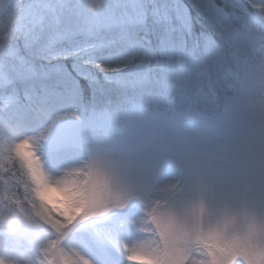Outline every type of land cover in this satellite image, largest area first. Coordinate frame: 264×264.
Instances as JSON below:
<instances>
[{"label":"snow or ice","instance_id":"6c2138e0","mask_svg":"<svg viewBox=\"0 0 264 264\" xmlns=\"http://www.w3.org/2000/svg\"><path fill=\"white\" fill-rule=\"evenodd\" d=\"M0 20V264H264V0Z\"/></svg>","mask_w":264,"mask_h":264},{"label":"rangeland","instance_id":"374dc122","mask_svg":"<svg viewBox=\"0 0 264 264\" xmlns=\"http://www.w3.org/2000/svg\"><path fill=\"white\" fill-rule=\"evenodd\" d=\"M0 23H3V21H2V20H0Z\"/></svg>","mask_w":264,"mask_h":264}]
</instances>
